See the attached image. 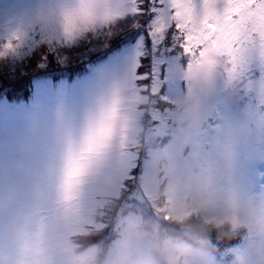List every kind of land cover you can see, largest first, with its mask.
I'll list each match as a JSON object with an SVG mask.
<instances>
[{
    "label": "rangeland",
    "instance_id": "rangeland-1",
    "mask_svg": "<svg viewBox=\"0 0 264 264\" xmlns=\"http://www.w3.org/2000/svg\"><path fill=\"white\" fill-rule=\"evenodd\" d=\"M88 2L91 6L90 15L80 21V30L76 39L71 44L61 43L59 39L55 44H49V50L59 49V51L55 61L50 62L46 68L54 67L52 64L67 65L73 58L79 57L75 48L87 37L85 35L91 34L96 40L103 30L116 22L123 25L126 17L135 13V0H88ZM50 6L51 0H0V76L5 79L13 77L17 80L21 72H24L21 65L22 58L37 53L43 54L41 50H33L35 45L29 46V39L33 34H42L46 43L50 36L53 39L60 36L59 22H52ZM96 43L98 42L94 41V44ZM133 55H135V44L125 46L111 54L104 64L94 69L91 67L88 75H81V79L71 83L36 81L33 97L25 104L0 102V121L14 113L22 117L20 122L22 137L12 143L14 156L7 165V173L12 179L0 183V208L4 209L0 212V249L4 247L5 229L12 222L18 225L31 224L35 239L50 241L60 235L69 238L78 231H85L84 224L96 222L97 219L93 217L100 213L101 221L94 224V227L99 231L104 230L110 224L111 216L108 215V211L111 212L112 198L118 196L124 189V176L131 160L128 153L132 156L139 154L141 161H148V170L141 168L136 175L139 188L131 191V197L137 201V207L139 204L145 205L143 213L149 211L155 217V223H167L171 215L176 212H181L185 216L191 215L190 202L198 206L197 212L201 209L205 212L212 209L227 211V205L218 203L213 194L217 178L212 175L210 165L218 162L210 149L222 137L224 128L237 121L246 122L252 130V135L239 164L222 169L223 180L232 191L239 193L238 197H230V200L242 199L258 214L260 231L248 229L250 235L248 244L257 243L264 247V209L261 207V202L264 201V187L259 182L260 175L264 174L262 170L264 169V106L260 103L259 80L255 81L249 90L239 81L226 83L218 75L217 92L210 100L213 112L211 116L204 117L205 109L191 104L189 100L193 94L189 76L193 73L205 74L197 70L195 60L193 67L189 68L183 63V55L177 52V60L170 70L174 82L162 81L164 84L162 90L170 95L171 102L162 105L161 101L157 103L156 96L145 94L132 83L128 65ZM39 56L36 55L37 61ZM83 57L85 56L71 63L80 62ZM170 59L171 56L161 49L160 54L153 56L145 65L144 72H151L155 67L159 75L163 71L161 65L167 64ZM213 59L218 65L221 64L220 58ZM105 65L119 69L105 74L99 71ZM256 71L260 72L264 69L257 68ZM94 74L95 82L90 91L88 84ZM102 83L106 84L109 93L116 87L121 94V105L113 121L116 142L104 154L108 166L100 164L87 171L83 177V190L74 202L80 205V210L66 211L64 207H60L52 213L41 235L39 221L41 213H29L25 210L28 197L17 182L25 173L26 158L35 151L39 140L38 117L47 116L48 110H53V114L57 106L62 105L64 112L76 122H82L86 119L89 105L100 97ZM190 113L194 114L197 123L203 121L202 133L183 130L181 120ZM161 117L164 118L165 125L158 129L154 120ZM210 119L214 120L210 123ZM215 124H219L220 127L213 133L210 126ZM33 128L37 130L34 132ZM129 128L135 130V136L129 135ZM186 142L187 146H185ZM133 143L137 144L138 148H133ZM196 146L199 147V152L196 160L193 161L192 156ZM165 158L174 171V177L167 174V168L161 167ZM190 177L197 179L198 190L192 194H178L179 187H190L187 182ZM88 189L94 191V196L91 198L85 195ZM161 189L164 191L163 197L160 196ZM143 213L129 211L111 224L115 226L114 230L108 228L107 230L117 235L120 222L133 216L143 218ZM165 215L167 219L164 218ZM114 240L115 238L112 239L106 253L110 251ZM95 248L94 245L91 250H84L82 253L92 254V251L95 253ZM247 250L246 248L245 251ZM56 264H65V258L58 256ZM195 264L219 263L214 261L209 252L202 250Z\"/></svg>",
    "mask_w": 264,
    "mask_h": 264
},
{
    "label": "snow or ice",
    "instance_id": "snow-or-ice-1",
    "mask_svg": "<svg viewBox=\"0 0 264 264\" xmlns=\"http://www.w3.org/2000/svg\"><path fill=\"white\" fill-rule=\"evenodd\" d=\"M90 11L88 0H77L74 6L62 10L59 37L50 36L47 43L42 34L30 37L29 46L35 45L33 50L36 51L43 50L37 70L55 61L59 49L49 50V44H55L57 39L71 44L80 30V21L88 17ZM134 15L140 18L135 32L121 36L115 45L103 51L85 50L89 64L103 61L116 47L135 41V55L128 65L131 81L145 94L158 96L162 103L171 102L170 95L162 90V81L174 82L170 70L179 52L189 68L195 60L197 70L206 75L219 67V75L226 83L239 81L251 90L253 83L259 80L260 103L264 106V71H256L264 69V0H142L135 6ZM161 49L171 56L167 64L161 65V74H157L155 67L151 72H139L141 59L158 56ZM213 58H220L222 67ZM116 69L119 68L105 65L99 71L107 74ZM94 82L95 74L88 84L90 91ZM14 89H19L15 78L0 76V91ZM96 101L98 111L86 117L83 135L65 142L57 131L49 140L38 142L35 151L26 158L25 173L17 182L28 197L25 210L41 213V235L52 213L60 207L66 211L80 210V205L74 202L83 190L87 171L100 164L108 166L104 154L116 142L113 121L121 105L120 91L114 87L106 97ZM56 111L63 112L62 105H58ZM52 112L48 110L49 124H52ZM21 119L20 114L14 113L0 121V183L12 179L7 165L14 156L12 143L22 137ZM154 124L159 129L165 125V120L161 117L154 120ZM210 127L215 133L220 125ZM127 155L131 160L124 176L125 183L134 181L141 168L148 170V161H141L139 154ZM259 182L264 187V174L260 175ZM85 195L91 198L94 191L88 189ZM261 207L264 209V201ZM164 218L167 219V215Z\"/></svg>",
    "mask_w": 264,
    "mask_h": 264
},
{
    "label": "clouds",
    "instance_id": "clouds-1",
    "mask_svg": "<svg viewBox=\"0 0 264 264\" xmlns=\"http://www.w3.org/2000/svg\"><path fill=\"white\" fill-rule=\"evenodd\" d=\"M77 0H51L49 13L52 22L62 19V10L67 6H74ZM222 67V62H221ZM218 68L212 74L193 73L189 76L193 94L189 98L191 104L199 105L204 117L212 115L210 107L211 97L217 92L216 78L219 75ZM109 94L106 84L100 86V97ZM97 101L92 102L87 110V116L98 111ZM86 116V117H87ZM39 140H49L57 131L64 141L83 135L86 128V119L76 122L66 112L55 111L52 114V124L48 123V116H39ZM201 123H197L194 114H188L181 120L183 130L186 132L202 133ZM37 129L33 128L35 132ZM129 135L135 136V130L129 128ZM252 130L243 121L234 122L224 128L222 137L211 147L216 164L210 165L212 175L217 178L213 188L215 199L220 204L227 205V211L212 209L205 212L190 202L192 214L185 216L181 212L171 215L167 223L180 225L189 229V234L179 238L166 234L161 225L138 216L120 222L117 228L116 238L110 251L103 257L95 254H84L69 242V238L60 235L54 240L42 241L34 238L31 224L18 225L10 223L5 229L4 247L0 249V264H56L57 257L63 256L65 264H195L201 256L202 245L199 238L206 232H215L219 239H235L242 231L249 228L260 231L258 214L252 206L238 197L224 183L222 169L236 166L242 159L243 151L248 147ZM187 146V142L185 144ZM133 148L138 145L133 143ZM63 146H61L62 150ZM199 152L196 146L192 160L195 161ZM162 168L168 169V175L174 177V171L170 168L167 158L161 163ZM190 187H179L178 194L195 193L198 190V181L195 177L188 178ZM160 196H164L161 189ZM4 209L0 208V212ZM247 251H234L231 254L230 264H264V247L257 243H249Z\"/></svg>",
    "mask_w": 264,
    "mask_h": 264
},
{
    "label": "trees",
    "instance_id": "trees-1",
    "mask_svg": "<svg viewBox=\"0 0 264 264\" xmlns=\"http://www.w3.org/2000/svg\"><path fill=\"white\" fill-rule=\"evenodd\" d=\"M26 79H28V77H27ZM26 79H25V80H26ZM16 81H18V80H16ZM28 83H29V80H28V81H23L22 84L20 85V87L24 89L25 86H26ZM206 233H208V235H210L211 238L214 239V240L219 239V238L217 237V234H216V233H212V232H206ZM239 235H240V234H239ZM239 235H238L235 239H232L231 242H232L233 240L236 241V240L238 239ZM229 241H230V240H229Z\"/></svg>",
    "mask_w": 264,
    "mask_h": 264
}]
</instances>
